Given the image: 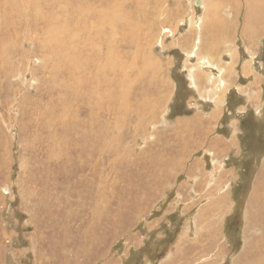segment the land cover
<instances>
[{"label":"rangeland","instance_id":"rangeland-1","mask_svg":"<svg viewBox=\"0 0 264 264\" xmlns=\"http://www.w3.org/2000/svg\"><path fill=\"white\" fill-rule=\"evenodd\" d=\"M260 138L264 0H0V264H264Z\"/></svg>","mask_w":264,"mask_h":264},{"label":"trees","instance_id":"trees-1","mask_svg":"<svg viewBox=\"0 0 264 264\" xmlns=\"http://www.w3.org/2000/svg\"><path fill=\"white\" fill-rule=\"evenodd\" d=\"M246 117V116H245ZM248 120V122L250 121V118L247 117L243 120V122L245 120ZM254 123L251 124L252 125ZM264 155V141L260 138L257 143H255L251 148H250V152H249V167H248V172L251 173L252 169L254 167H256L257 163L259 164L260 159L262 158V156ZM163 258V257H162Z\"/></svg>","mask_w":264,"mask_h":264},{"label":"bare ground","instance_id":"bare-ground-1","mask_svg":"<svg viewBox=\"0 0 264 264\" xmlns=\"http://www.w3.org/2000/svg\"><path fill=\"white\" fill-rule=\"evenodd\" d=\"M253 1V0H252Z\"/></svg>","mask_w":264,"mask_h":264}]
</instances>
